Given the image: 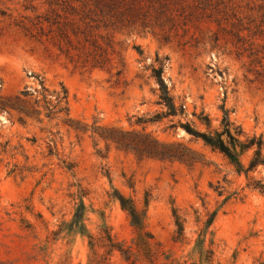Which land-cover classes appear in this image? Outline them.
<instances>
[{"label": "rangeland", "instance_id": "374dc122", "mask_svg": "<svg viewBox=\"0 0 264 264\" xmlns=\"http://www.w3.org/2000/svg\"><path fill=\"white\" fill-rule=\"evenodd\" d=\"M41 1L0 0V106L19 99L31 111L0 107V264H131L118 250L92 246L106 231L131 246L135 264H264V192L252 185L264 178V162L247 171L256 148H238L240 172L174 127L178 118L162 116L153 75L157 57H166L163 77L175 102L185 103L183 121L205 130L193 116L205 111L221 127L227 110L242 140L264 139V47L256 54L227 32L217 40L210 24L170 39L133 31L116 36L110 69L76 66L51 39L23 27L44 12ZM261 3H250L254 15ZM63 88L69 113L59 110ZM110 127L182 143L204 161L140 156L100 133Z\"/></svg>", "mask_w": 264, "mask_h": 264}, {"label": "trees", "instance_id": "16d2710c", "mask_svg": "<svg viewBox=\"0 0 264 264\" xmlns=\"http://www.w3.org/2000/svg\"><path fill=\"white\" fill-rule=\"evenodd\" d=\"M247 1L248 11H244L242 4ZM255 0H42L41 5L45 7L43 13H36L30 22L24 23L23 27L28 31L34 29L38 34L46 36L57 45L60 52L64 54L76 66L110 69L113 66L115 56L118 54L116 36L118 34L138 32H151L170 39L174 34L187 32L191 28H199L203 24L216 25L215 39H219V33H229L235 44H249V48L260 51L258 46L264 47V43H258L257 39L264 41V0L259 4V15H254L255 8L250 3ZM26 9L37 11L34 4L26 6ZM142 54L139 46L135 47ZM252 51V54H255ZM166 57H157V67L153 68V75L161 87L160 102L166 107L162 116H174V127L181 126L194 138L202 139L205 145L212 150L219 151L228 157L236 166L238 171H243L240 162V152L250 148L255 149V158L247 169L254 170L263 161L261 151L264 147L262 136H248L241 139L244 130L230 119L229 111L224 110L221 127H214L212 121L205 111L193 116L198 119L205 130L197 129L192 121H183L185 115V103L177 104L174 96L163 77ZM123 69L118 70L122 74ZM24 93V92H23ZM25 94V93H24ZM60 101L63 106L59 109L69 113V99L66 88L60 92ZM18 99V97H17ZM18 109L20 112L31 113L17 102L6 103ZM0 106L1 108L6 107ZM52 109L48 110L47 116L51 117ZM160 116L144 119L138 117L137 122L146 123L157 121ZM76 129L86 130L79 123ZM100 133L106 138L114 141L119 147L133 150L140 156L158 157L161 159L179 160L188 164L204 161L203 155L186 147L182 143L167 144L152 138L148 133H137L123 131L114 127L100 129ZM254 188L264 192V178L252 183ZM132 215L135 214L133 206H126ZM134 227L137 222L133 221ZM184 239V226L178 222V230L175 241ZM92 246L101 245L107 248L111 254L118 250L122 256L131 264L136 263L131 246L120 243L109 232L95 239L92 238ZM97 258L89 264H100Z\"/></svg>", "mask_w": 264, "mask_h": 264}]
</instances>
